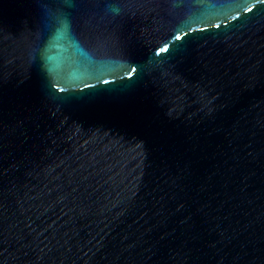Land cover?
Segmentation results:
<instances>
[{"label":"water","instance_id":"obj_1","mask_svg":"<svg viewBox=\"0 0 264 264\" xmlns=\"http://www.w3.org/2000/svg\"><path fill=\"white\" fill-rule=\"evenodd\" d=\"M0 264H264V0H0Z\"/></svg>","mask_w":264,"mask_h":264},{"label":"snow or ice","instance_id":"obj_2","mask_svg":"<svg viewBox=\"0 0 264 264\" xmlns=\"http://www.w3.org/2000/svg\"><path fill=\"white\" fill-rule=\"evenodd\" d=\"M176 39H177V40H180L181 37L178 35V36H176ZM167 50H168L167 45H165L164 48H161V49H160L161 52H164V51H167ZM135 71H136V69L133 68L132 71L129 73V76H131L133 73H135Z\"/></svg>","mask_w":264,"mask_h":264}]
</instances>
